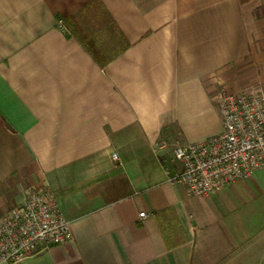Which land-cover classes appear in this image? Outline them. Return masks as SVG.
Returning <instances> with one entry per match:
<instances>
[{"label":"crops","instance_id":"obj_1","mask_svg":"<svg viewBox=\"0 0 264 264\" xmlns=\"http://www.w3.org/2000/svg\"><path fill=\"white\" fill-rule=\"evenodd\" d=\"M251 84L264 0H0V220L48 186L73 232L21 264H264V170L168 181L176 144L223 133L216 93Z\"/></svg>","mask_w":264,"mask_h":264},{"label":"built area","instance_id":"obj_2","mask_svg":"<svg viewBox=\"0 0 264 264\" xmlns=\"http://www.w3.org/2000/svg\"><path fill=\"white\" fill-rule=\"evenodd\" d=\"M59 26L64 28L61 21ZM214 102L223 133L174 146L180 169L168 181L186 186L196 197H208L264 170V87L233 93L219 90ZM165 148V142L159 146ZM112 158L119 164L116 153ZM147 217L146 213L139 215L140 219ZM72 241L71 223L57 195L48 186L30 187L22 203L0 220V264H21L43 249Z\"/></svg>","mask_w":264,"mask_h":264},{"label":"rangeland","instance_id":"obj_3","mask_svg":"<svg viewBox=\"0 0 264 264\" xmlns=\"http://www.w3.org/2000/svg\"><path fill=\"white\" fill-rule=\"evenodd\" d=\"M253 85H254V84H253ZM253 85L251 84L250 86H249V85H248V86H249V87H252ZM260 86L264 87V85H260ZM249 87H245L244 89L249 88ZM244 89H242V90H244ZM12 209H13V208H12ZM12 209H11V210H12Z\"/></svg>","mask_w":264,"mask_h":264}]
</instances>
